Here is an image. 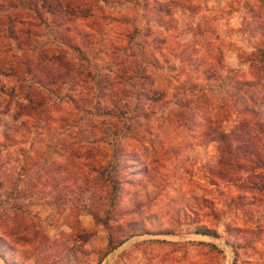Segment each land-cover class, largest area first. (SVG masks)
Segmentation results:
<instances>
[{
	"label": "rangeland",
	"instance_id": "374dc122",
	"mask_svg": "<svg viewBox=\"0 0 264 264\" xmlns=\"http://www.w3.org/2000/svg\"><path fill=\"white\" fill-rule=\"evenodd\" d=\"M86 2L92 9L89 18L71 22L72 31L67 34L84 53L73 52L70 57L83 64L80 59L84 54L94 69L123 77L125 83L115 100L119 109H113L110 99L103 100L105 112L112 109L117 113L108 115V119L122 128L124 125L116 117L120 111H126L127 117L135 116L137 97L128 98L129 89L139 95L147 85L148 91L157 93L148 92L150 97L162 99L153 106L156 117L151 121L130 120L137 133L129 131L130 137L123 140L126 154L139 153L141 170L153 162L155 171L149 175L132 173L136 172L132 157L126 155L122 159L125 169L119 175L122 182L116 193L118 210L111 218L116 227L136 223L147 230L126 238V232L116 235V239L125 242L111 249L110 229L103 223L108 216V199L101 201V216L96 218L95 211L88 207L93 195L91 190L86 191L89 185L78 190L93 163L81 172L79 181L76 175L65 177L70 173L57 178L56 165L76 173L84 167L83 162L93 159L80 158L68 149L52 151L50 145L71 135L83 144L105 131L104 126L98 130L100 126L88 122L101 118L93 114L96 100H91L90 94L86 96L88 88L78 84L70 90L65 85L59 95L68 91L76 100L64 97L56 104L54 99L48 100L51 108L44 112L39 124L36 116H18L19 105L29 104L22 94L20 78L0 73V209H8L13 220L20 221L19 231L0 223V264H227L230 260L231 264H264V232L259 235L256 231L264 223L259 221L257 206L234 205L222 215L218 237L195 233L197 226L191 222L194 216L204 222L212 220L211 216L201 217L210 210L202 215L192 210L196 196L213 198L216 210L225 209L223 203L229 189L223 185V192L219 193L212 185V168L219 160L217 144L206 141L202 131L208 117L221 120L227 130L235 124L232 78L253 77L252 59L264 45V0ZM55 35L60 37L56 31ZM45 40L42 36L36 38L37 53L43 50L39 42ZM0 42L7 45V40L1 38ZM5 57V53H0L1 66L7 62ZM141 72L150 79L143 78ZM184 90L206 91L211 99V104L203 107H208L206 117L197 118L202 127L168 125L161 135L164 144L155 143V151H143L139 140L147 135L146 125L159 131V121L177 109V99ZM124 104L127 105L123 107ZM191 107L195 108L194 103ZM82 116L88 121H82ZM35 151L38 157L33 158ZM23 165L25 169L21 171ZM101 172L96 169L90 179L98 178V183L111 191L113 188L107 185L111 184L110 178L102 179ZM230 228H240L246 234H230ZM11 231L21 233L24 242L12 245L16 241L9 235ZM234 241L244 246L236 252L237 256L230 243ZM202 244H215L219 249L214 251Z\"/></svg>",
	"mask_w": 264,
	"mask_h": 264
},
{
	"label": "trees",
	"instance_id": "16d2710c",
	"mask_svg": "<svg viewBox=\"0 0 264 264\" xmlns=\"http://www.w3.org/2000/svg\"><path fill=\"white\" fill-rule=\"evenodd\" d=\"M86 1L0 0V39L7 40V45L0 44V53H5V60H7L6 63L3 62L2 66L0 65V73L20 78L19 83L23 90L22 94L29 104L19 105L18 111L20 112L18 116H36L37 123L39 124L42 123V118L45 115L44 112H49L48 110L51 108V104L47 103L48 100L54 99L53 103L55 104L63 100L64 97H68L71 101L73 99L76 100L73 95L70 96V93L68 94V91L64 92L65 94L62 97L59 95L65 85H69L70 90H73L78 84H82L81 87H87L89 90L86 96L90 94L92 96L90 99L96 100L93 108L95 112L93 114L101 117L100 120L90 119L88 121L85 120V116H82L81 119L82 121H88L91 126H100L98 130H100L101 126H104L105 131L101 130L98 132L99 134L102 133V135L96 133L83 144H80L81 141L77 139L76 135H68V138L59 139L60 141L57 143L54 142V146L50 145V148H54L52 151L68 149L75 156H79L80 158L86 156V158L96 161V163L92 161L83 162L82 166L84 167L76 173H73L69 168L64 169L56 165L57 178H60L63 173H70L65 175V177L76 175V179L79 181L81 172H84L85 167L93 163L92 167L89 166L88 171L90 173L86 176L88 178L82 180V184L78 190L89 185L86 191L91 190L93 195L88 207L96 212H94V214H97L96 218L97 216H101L98 214V211L102 209L101 201L104 198L108 199V203H110L108 216L102 222L108 225L110 229L109 246L111 249H114L125 242L124 239H116V235L126 232V235H124L126 238L132 234H142V232H146L147 230L144 225L136 223L125 224L124 227H120V225L116 227L111 224V218L116 215L115 211L118 210V195L116 193L121 188L122 182L119 175L125 169L122 159L126 158V155L129 158L132 157L131 161L136 168V172L132 171V173L141 174L145 172L144 174L149 175L153 170L155 171L153 162L145 164L144 169L141 170L142 168L140 167L143 162L139 161V153L132 152L131 155L126 154L123 140L130 137L127 132L132 131L137 133L136 128H131L133 123L130 120L139 121L142 118L146 121H151L156 117V111H154L153 106H156L157 101L162 99L158 98L157 100L153 95L150 97L148 92L154 95L157 93L151 89L148 91L146 89L147 85L139 91V95L129 89L128 98L133 99L137 97L136 104L138 106L135 110V116L127 117L126 111H120V115L116 117L124 125L122 128H119L116 122L108 119V115H115L117 113H114L112 109L105 112L103 109L105 101L103 100L110 99L108 101H111L113 104V109H116V111L119 109L118 103L115 100L119 97L120 90L123 87L122 84L125 83L123 77H113L111 74H105L98 69H94L90 61L86 62L84 54H81L80 59L83 64L78 63L70 57L73 52L84 53L83 48L76 44L72 37L67 34L72 31L71 22L77 19L89 18L92 9H89L90 7ZM44 29L47 31L44 32ZM55 31L60 34V37L55 35ZM136 31L138 32V30ZM45 35L48 37H45ZM40 36L46 38V40L42 43L39 42L43 50L37 53L36 49L39 48V45L38 43L35 44V41ZM134 38L135 36L133 35L130 39L133 40ZM35 53H37V56ZM256 54V57L251 62V68L254 70L252 79L232 78V110L237 116L234 126L230 130H227L221 120H212L208 117L207 125L202 131V137L208 142H215L219 151L217 165L212 168V185L216 186V191L219 193L223 192V185L229 190L226 194L227 199L223 203L225 209L222 211L214 208L213 198L207 196H196L197 198H194L196 202L192 206L193 211L201 214L205 210H210L206 213H212L201 214L202 218L211 216L212 220L204 222L197 216H194L191 220L197 226L195 233L200 235L218 237L221 217L224 213L232 210L231 208L234 205L238 208L257 206L258 213L260 214L259 221L264 223V45L258 48ZM123 61H121V64ZM141 76L150 79L147 73L141 72ZM92 90L95 92L93 94L96 95L91 94ZM199 92L192 90L187 92V90H184L179 99H177V109L169 111L159 121V131H153L148 124L146 125L147 135L139 140L143 151H147L148 149L155 151L158 148L156 144H164V140H161L163 139L161 135L165 134L168 125L185 126L188 128L202 127L197 118L202 115L206 117L208 107H203L204 105L211 104V99L206 91H203V93ZM57 96L59 97L57 98ZM191 103H194L195 108L191 107ZM126 105L124 104L123 107ZM146 105L149 106L145 107ZM88 122L86 123L87 126ZM166 123L168 124L166 125ZM153 132H155V137ZM120 136L122 138L119 140L118 137ZM2 151L0 150V152ZM36 156L38 157V152L35 151L33 158ZM99 158H102L106 162L99 161ZM69 159L71 160L72 158L70 157ZM24 169V165L20 166L21 171ZM96 169L103 171L100 173V177L103 176L102 179L107 180V178H110L111 184L107 185L113 188L111 191L101 186L98 183V178L90 179L91 173ZM55 189L54 187V191ZM234 190L237 191L236 194ZM23 215L29 218L25 212H23ZM19 222V220H13L9 215L8 209H0V223L2 227H10V230L16 228L19 231L20 225H17ZM13 224H15L14 227H12ZM116 224L120 223L116 221ZM142 228H145V230ZM256 231L261 235L264 232V225L262 224L257 227ZM231 233L234 235L236 233L246 234V231L240 228H230ZM9 235L14 237L16 241L12 242V245L24 242V237L21 233L11 231ZM0 238L3 240L2 237ZM6 239L10 240L9 236H6ZM230 243L236 251L244 248L242 244L236 241ZM202 245L210 246L212 250L219 249L215 244Z\"/></svg>",
	"mask_w": 264,
	"mask_h": 264
},
{
	"label": "crops",
	"instance_id": "0c3cea01",
	"mask_svg": "<svg viewBox=\"0 0 264 264\" xmlns=\"http://www.w3.org/2000/svg\"><path fill=\"white\" fill-rule=\"evenodd\" d=\"M233 247V246H232ZM233 251H234V254H235V256H237V254H236V252H238V251H236V249H233ZM237 260V257H236V259L234 260V261H236ZM232 263V261L230 260V261H228V263L227 264H231ZM234 264V263H233Z\"/></svg>",
	"mask_w": 264,
	"mask_h": 264
}]
</instances>
